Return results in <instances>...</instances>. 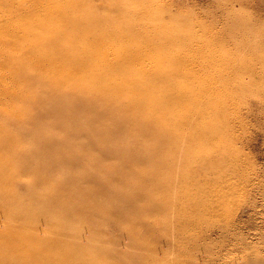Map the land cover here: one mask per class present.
Here are the masks:
<instances>
[{
  "label": "bare ground",
  "instance_id": "6f19581e",
  "mask_svg": "<svg viewBox=\"0 0 264 264\" xmlns=\"http://www.w3.org/2000/svg\"><path fill=\"white\" fill-rule=\"evenodd\" d=\"M186 41V37L146 27L136 10L97 17L85 13L80 3L69 0H0V145L9 147L11 154L23 140L43 143V149L28 151L33 164L24 170L41 174L45 179L51 175L54 163L48 169L37 163L47 154L55 155L63 163L76 164V160H84L86 168L79 167L82 172L77 180L52 192L53 202L74 199V193L87 195L94 201L92 205H80L81 212L89 213L87 219L92 220L98 213L108 216L112 225L129 238L134 236L132 229L118 223L123 209L110 208L104 213L96 201V193L90 190L103 193L109 203L114 195L125 202L129 211L149 198L147 206L150 208L152 196L161 194L162 205L167 209L190 213V223H153L161 240L159 247L149 246L151 264H264V223H250L244 219V214L255 213V203L247 202L239 216L229 213L226 206L230 185L234 186L228 183L226 174L217 173L221 168L226 171L241 168L234 151L228 149L231 150L235 143L243 149L248 147L249 141L244 134L242 139L236 133L237 129L246 127L247 119H258L264 125V97L254 102L258 112L247 103L243 115L232 122L228 119L227 99L212 97L205 87L195 94L193 86L186 90L177 87L175 82V79H188L208 68L249 77L262 74L264 43L234 42V54L211 55L199 60L201 49L209 50L208 43L200 46L202 39H197L186 45ZM178 46L185 52H174L169 60L183 64L181 68H174V76L163 80L160 54L165 51V59L166 53ZM28 47L39 48L44 55L35 56L39 50L29 53ZM49 51H60L61 55L55 56ZM240 53L248 54L250 63L238 61ZM30 58L36 59L34 64L27 63ZM57 59H63L64 66L50 65ZM101 70L105 72L100 73ZM106 70L113 71L116 77L106 78ZM81 74L89 80H77ZM209 108L219 111L205 113ZM181 110L183 113L176 115ZM80 111L85 114L81 115ZM99 121H107L108 130L100 131ZM217 122L223 127L215 128ZM202 123L205 126H201ZM169 124L171 129L167 133L155 132ZM54 128L60 130L55 132ZM129 130H135L136 135L130 139L115 137L116 133ZM177 134L200 137L210 153L202 156L198 150H193L191 173L175 172L189 161H184L185 158L191 159L184 154L192 150L191 142L180 140ZM145 135L157 144L142 151L138 158L139 154L130 149L129 142ZM83 139L100 142L97 157L89 156L96 146L79 144ZM221 140L227 141L224 147L219 145ZM103 142L121 148L104 146ZM74 150L78 153L72 157L70 153ZM219 154L230 160L219 158ZM106 161L113 164H107V170L96 172L95 169H100ZM6 173L7 170L0 169V214L5 218L4 223H8L0 230V264H77V255L83 250L82 239L78 238L77 246L64 247L62 236H68L66 223L47 224L51 231L56 228L55 238L40 237L44 231L34 223V217L31 223H18L21 217L31 216L30 209L36 205L17 203L19 209L12 208L18 197L11 186L19 183V178L8 177ZM263 178L264 167L260 166L257 180L253 178L251 185V179L241 178V190L250 186L245 193L264 200ZM82 180L90 187L84 188ZM181 183L184 187L176 190ZM33 188L34 185L29 184L26 191L37 197ZM41 200L45 198L36 200L37 205L46 213L50 207L39 202ZM66 206L64 202L60 205L65 214ZM60 218L63 220L65 215ZM104 228L102 225L98 230ZM145 244L139 242L143 248ZM54 251L60 253L58 260L42 259L43 254L52 255ZM156 252L160 253V259ZM78 264L94 263L81 261Z\"/></svg>",
  "mask_w": 264,
  "mask_h": 264
},
{
  "label": "rangeland",
  "instance_id": "374dc122",
  "mask_svg": "<svg viewBox=\"0 0 264 264\" xmlns=\"http://www.w3.org/2000/svg\"><path fill=\"white\" fill-rule=\"evenodd\" d=\"M71 2L80 3L81 8L86 13H92L93 16L97 17H107L112 15H117L120 12H130L133 13L134 10L138 11L142 17L143 22L146 24V27H150L152 30L155 28L159 32H170L172 35L177 37H186V45L190 43H195L197 39H202V43L207 44V49L202 48L201 52L197 58L204 59L211 55H231L234 54L235 47L233 46L234 42L238 41H257L264 43V0H69ZM96 27L97 23L94 22ZM107 28V25H105ZM236 38V39H234ZM220 42V43H219ZM223 45H220L222 44ZM152 47V46H151ZM27 50L29 53H33L38 49L33 47H28ZM184 49H181L178 46L176 49L167 52L164 59V52L160 54L163 59L162 70L163 74L161 79L168 80V76H174V68L180 67L183 62L180 64H174L169 60L170 55H173L174 52L183 53ZM52 51H49L51 53ZM177 53V54H178ZM52 54L55 56H60V51H53ZM75 54V53H73ZM43 56L44 51L39 50L35 56ZM83 56V55H82ZM153 58L155 55H151ZM149 56V58H152ZM241 60L237 58L241 63H250L249 55L240 53ZM35 59V58H34ZM34 59L30 58L27 60L28 64H34ZM36 60V59H35ZM155 62V61H152ZM63 59L52 60L50 65L53 67L64 66ZM264 68V65L260 66ZM210 68L201 71L197 75H193L187 79V77H180L175 79L177 87L185 88L186 90L192 88L195 91V94L200 91V88L205 87L209 94L212 97L227 99V107L229 108L228 119L232 122H236L240 115H243L246 104L251 105L253 111L258 112L259 110L254 106V102L262 97H264V73H256L255 77H249V75L242 74H232L228 72H217L213 70L209 71ZM264 70V69H263ZM106 78L111 79L116 76L113 75V71L106 70ZM105 72L101 70L100 73ZM84 74H81L76 77L77 80L84 82L88 81V77H83ZM121 77V76H120ZM252 79V80H251ZM166 88V85H163ZM196 86V87H195ZM205 89V90H206ZM221 96H219V95ZM208 96V95H207ZM262 96V97H260ZM197 97V95H195ZM199 104H204L202 101H199ZM204 108V107H202ZM203 110V109H201ZM218 109L210 108L205 113L214 114ZM206 111V110H205ZM219 111V110H218ZM217 111V112H218ZM183 111H177L176 115L180 116ZM81 115L85 113L80 111ZM147 114V112H146ZM145 115V114H144ZM231 116V118H230ZM247 125L243 130L237 129L236 133L239 134L240 138L243 139V134L245 138L249 141L247 148L243 149L240 147L239 143H235L234 147L228 151H234V157L239 159V164L241 168L239 170L226 171L225 169L218 171V174H226L228 178V183L230 185V195L228 196L229 203L227 208L230 209L229 213L236 214L237 216L242 214V210L247 202H254L256 205L255 213L247 216L244 214V219L249 220L250 223H264V200L258 196L250 193H245L250 186L246 187L244 190H241V178L255 180L257 173L260 169V166L264 167V125L262 121L258 119H247ZM215 128H222V123H215ZM205 126V123H202L201 126ZM100 131L108 130L109 125L107 121H99L98 127ZM170 124L166 127L161 126L155 132L158 134H165L167 130H170ZM60 128H54L55 132H58ZM245 131L244 133H242ZM135 130H129L128 132L116 133L115 137H127L131 138L136 135ZM147 135L144 138L129 142V147L131 150H134L135 153H138V158L143 154L142 151L149 150L155 147L157 143L149 140ZM180 140H186L191 142V151H187L184 154L186 157L192 156L193 150H198L202 156L208 154L207 147L204 145V140L200 137H191L190 135H176ZM240 141V140H239ZM226 140H221L220 146L224 147L226 145ZM102 143V142H101ZM80 145L86 147H95L92 149L91 155L97 157L99 144L94 143L92 140L83 139L79 142ZM43 143H33L30 141H22L17 143L15 146V151L10 154L8 148L0 145V169L7 170L6 175L15 176L19 178V183H15L11 186L12 191L17 194L18 200L12 204L13 210L17 211L21 205H29L30 207L34 204L35 207L30 209L31 216L21 217L18 223H31L33 217L35 218L34 223H38L37 226L44 233L40 234V237L45 238H55L56 232L54 230H49V225H56L58 221L61 223H66V233L68 236H62L63 246L64 247H73L77 246L80 238V244L83 247L82 252L77 255V264L79 262H90L94 264H151V252H149V246L156 248L160 245V232L158 228L153 227V223H190L191 215L190 213L182 211H176L167 209L162 205V196L161 194L153 195L154 200L152 205L148 208V203L150 198L146 201L143 200L141 203H137L135 210L129 211V207L126 206L125 202H121L119 198L111 197L110 203L106 196L98 192L97 189H92L96 193V201L99 203V206L103 208V212L108 211L110 208L120 207L122 213L120 215L118 223H124L122 226L131 228L134 236L129 238L126 234L119 228L111 223V219L108 216L102 214L94 215L89 221L87 216L89 213L81 212V203H87L88 205L94 204L87 195L81 193H74V199L63 198L61 203L53 202L52 192L60 187L69 186L77 180V176H80L82 171L80 168H86V163L84 160L77 161L76 164L69 162L63 163L55 155L47 154L44 156L40 162L37 164L40 167L47 168L49 165L54 163L52 167V173L46 179L40 175H36L32 172L25 171L30 164L33 162L30 161L31 157L28 156V151L32 149H43ZM104 146H112L113 144L104 143ZM112 148L120 149L121 146ZM72 151L71 156H75L78 152ZM97 153V154H96ZM196 155V153H194ZM221 154V153H220ZM218 155L223 158V160H230V157L225 155ZM223 154V153H222ZM28 156V159L26 157ZM175 160V158H173ZM177 167L175 172L177 173H191L194 163L192 158H185L184 161H187ZM113 161H116L114 158ZM113 164L112 161H106L103 166L96 170V172H102L107 170L108 165ZM72 165V166H70ZM93 165V164H91ZM107 165V167H106ZM244 166V170H242ZM95 167V166H93ZM41 169L44 172V169ZM82 170V169H81ZM90 171L89 169H86ZM190 171V172H189ZM81 180V179H80ZM87 181V179H85ZM82 180V186L84 188H89L90 185ZM264 181V178H263ZM89 182V180L87 181ZM33 184L34 190L37 197H32L27 193L28 185ZM115 184V183H114ZM115 185H113L114 187ZM184 187V184H179L176 187V190L179 191L180 188ZM11 191V192H12ZM233 196L231 197V195ZM72 196V197H73ZM231 197V198H230ZM39 202L45 203L46 207H50L49 210L44 213L40 206L37 205ZM8 201V197H6ZM35 201V203L33 202ZM161 201V202H160ZM53 202V203H52ZM64 202L68 208L67 214H65L60 205ZM86 204V205H87ZM84 205V204H82ZM107 214V213H106ZM113 214V213H112ZM44 215V216H43ZM61 215H65V218L62 220ZM87 215V216H86ZM91 216V214H90ZM248 217H250L248 219ZM145 218V220H143ZM57 219V220H56ZM31 220V221H30ZM56 220V221H55ZM5 218L0 214V230H3V225ZM92 223H89L91 222ZM57 222V223H56ZM95 223V225H94ZM104 226V229L98 230L99 226ZM57 226V225H56ZM64 229V228H63ZM43 234V235H42ZM89 234V235H88ZM88 235V236H87ZM87 237V238H85ZM84 239V240H83ZM150 240V241H148ZM87 241V242H86ZM77 242V243H75ZM139 242L146 243L147 246L144 248L142 245L139 246ZM32 243V242H30ZM145 244V245H146ZM147 247V249H146ZM43 254L42 259H56L60 258V253L54 251L53 253ZM157 258L160 259V253L156 252ZM154 264H158L155 262Z\"/></svg>",
  "mask_w": 264,
  "mask_h": 264
}]
</instances>
